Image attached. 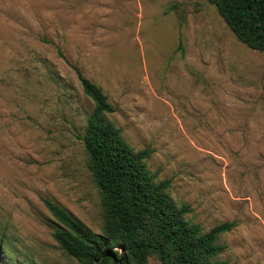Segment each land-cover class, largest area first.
Here are the masks:
<instances>
[{"label": "rangeland", "instance_id": "obj_1", "mask_svg": "<svg viewBox=\"0 0 264 264\" xmlns=\"http://www.w3.org/2000/svg\"><path fill=\"white\" fill-rule=\"evenodd\" d=\"M228 264H264V53L207 0H0V240L22 263L78 264L53 240L49 201L95 233L100 194L83 142L92 102ZM148 264H160L151 258Z\"/></svg>", "mask_w": 264, "mask_h": 264}, {"label": "trees", "instance_id": "obj_2", "mask_svg": "<svg viewBox=\"0 0 264 264\" xmlns=\"http://www.w3.org/2000/svg\"><path fill=\"white\" fill-rule=\"evenodd\" d=\"M234 36L249 49L264 53V0H207ZM83 95L93 104L83 142L86 167L103 208V225L95 233L57 205H45L59 224L52 237L59 249L78 264H228L220 259L219 238L234 223H222L204 232L188 219L189 205L176 202L170 181L160 180L146 162L148 149L135 151L109 119L114 108L92 81L73 67ZM0 240V264L19 263Z\"/></svg>", "mask_w": 264, "mask_h": 264}]
</instances>
